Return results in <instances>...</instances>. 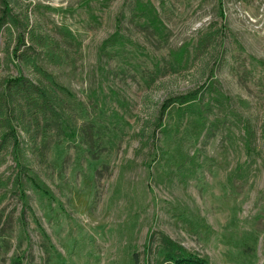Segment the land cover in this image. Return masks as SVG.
Masks as SVG:
<instances>
[{
  "label": "rangeland",
  "instance_id": "374dc122",
  "mask_svg": "<svg viewBox=\"0 0 264 264\" xmlns=\"http://www.w3.org/2000/svg\"><path fill=\"white\" fill-rule=\"evenodd\" d=\"M12 7L61 41L63 65H42L75 100L70 129H19L37 185L16 182L0 140V264H168L163 235L210 264H264V0ZM14 47L1 32L0 95L6 77L38 80ZM189 92L193 112L173 107L157 128Z\"/></svg>",
  "mask_w": 264,
  "mask_h": 264
},
{
  "label": "trees",
  "instance_id": "16d2710c",
  "mask_svg": "<svg viewBox=\"0 0 264 264\" xmlns=\"http://www.w3.org/2000/svg\"><path fill=\"white\" fill-rule=\"evenodd\" d=\"M3 31L15 41V47L10 53L12 59L18 61L21 67L32 71L38 80L34 81L23 74L3 79V91L0 95V140L2 147L13 148L17 162H20L16 182L25 178L37 185L38 180L34 178L35 175L29 166L19 129L28 136L32 135L35 140L41 131L48 133L53 126L63 130L70 129L71 106L75 95L42 65H63L65 57L61 41L31 25L29 16H26L24 21V18L14 11L12 0H0V33ZM218 38L216 31L200 39L196 51L214 43ZM199 101L198 92L170 96L162 104L155 126L161 128L163 116L173 107L185 113L193 112ZM146 129L141 130L140 136L145 135ZM145 137L141 138V142L145 141ZM153 242L154 235H151L147 242L148 249L153 246ZM160 253L168 264H210L206 258L190 252L166 235L161 237ZM12 264L23 262L21 259H15Z\"/></svg>",
  "mask_w": 264,
  "mask_h": 264
}]
</instances>
